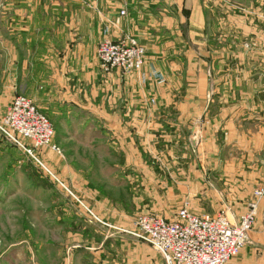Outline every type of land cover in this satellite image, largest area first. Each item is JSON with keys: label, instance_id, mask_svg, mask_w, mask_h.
<instances>
[{"label": "crops", "instance_id": "crops-1", "mask_svg": "<svg viewBox=\"0 0 264 264\" xmlns=\"http://www.w3.org/2000/svg\"><path fill=\"white\" fill-rule=\"evenodd\" d=\"M105 31L144 47L140 72L101 70ZM3 59L0 104L31 98L59 145L64 131L90 128L91 145L104 141L129 170L138 215L173 218L187 203L234 221L264 187V0H0ZM47 158L91 204L113 212L64 154ZM129 242L138 253L125 264L161 263L148 245ZM226 264H264V196L247 244Z\"/></svg>", "mask_w": 264, "mask_h": 264}, {"label": "rangeland", "instance_id": "rangeland-1", "mask_svg": "<svg viewBox=\"0 0 264 264\" xmlns=\"http://www.w3.org/2000/svg\"><path fill=\"white\" fill-rule=\"evenodd\" d=\"M2 63L4 59L0 60ZM63 133L60 145L54 135L61 155L64 154L71 168L85 176L88 174L89 188L106 202L102 208L108 204L113 212L105 215L98 205L91 204V196L75 190L60 175L59 164L57 167L47 158L50 156L56 162L61 155L46 150L39 152L45 165L101 222L88 217L29 156L0 135V264H125L127 256H137L138 250L131 247L126 250L124 241L145 244L130 235L138 213L131 206L128 192L131 184L126 178L130 172L122 164L121 156L112 155L104 141L91 145L95 133L90 128L69 129ZM83 189L89 191L84 185ZM144 213L159 215L148 209ZM125 214L132 219L129 227L112 221ZM160 264H163L162 258Z\"/></svg>", "mask_w": 264, "mask_h": 264}, {"label": "built area", "instance_id": "built-area-1", "mask_svg": "<svg viewBox=\"0 0 264 264\" xmlns=\"http://www.w3.org/2000/svg\"><path fill=\"white\" fill-rule=\"evenodd\" d=\"M122 10L120 15H124ZM96 56L101 70L122 75L138 73L145 64V50L131 36L116 39L104 32ZM151 75L163 81L161 74ZM0 135L29 156L63 193L71 197L94 221L101 222L72 190L55 175L39 157V152L61 155L54 143V129L47 116L33 100L24 95L0 104ZM264 187L256 189L247 209L234 221L224 213L195 214L184 203L172 219L158 214L141 213L134 221L130 235L149 245L162 258L163 264H226L235 258L248 242L257 215L258 199Z\"/></svg>", "mask_w": 264, "mask_h": 264}, {"label": "water", "instance_id": "water-1", "mask_svg": "<svg viewBox=\"0 0 264 264\" xmlns=\"http://www.w3.org/2000/svg\"><path fill=\"white\" fill-rule=\"evenodd\" d=\"M198 132H199V128H195L193 131V133L196 137H198Z\"/></svg>", "mask_w": 264, "mask_h": 264}]
</instances>
